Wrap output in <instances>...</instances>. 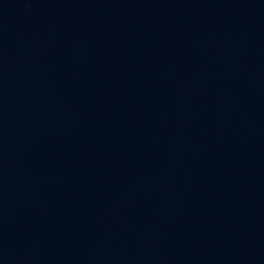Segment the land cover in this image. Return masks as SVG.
<instances>
[{
  "label": "water",
  "instance_id": "95a60500",
  "mask_svg": "<svg viewBox=\"0 0 264 264\" xmlns=\"http://www.w3.org/2000/svg\"><path fill=\"white\" fill-rule=\"evenodd\" d=\"M0 264H264V0H0Z\"/></svg>",
  "mask_w": 264,
  "mask_h": 264
}]
</instances>
